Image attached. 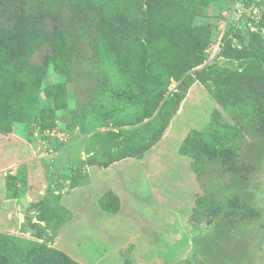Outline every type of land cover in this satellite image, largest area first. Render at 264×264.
<instances>
[{"label": "rangeland", "instance_id": "374dc122", "mask_svg": "<svg viewBox=\"0 0 264 264\" xmlns=\"http://www.w3.org/2000/svg\"><path fill=\"white\" fill-rule=\"evenodd\" d=\"M92 1L35 3L41 2L55 16L64 15L68 23L92 14ZM248 1L211 0L200 8L192 24L208 27L211 37L205 60L195 69L215 64L242 70L243 61L227 59L222 49L226 34L234 36L231 29L241 31L246 46L252 32L264 34L260 25L264 0ZM147 6V0H124L125 20L140 19ZM47 23L51 29L63 20L52 16ZM232 44L243 47L237 38ZM18 48L13 54L21 58L18 70L22 74L25 50ZM47 48L48 44L38 48L32 62L42 64ZM9 58L10 53L0 52L3 67ZM83 75L80 95L76 83L67 84L68 108L58 111L54 128L43 129L37 119L19 122L12 115L19 107L1 104L0 234L15 238L22 247L44 242L32 231L28 223L32 218L47 228V245L76 264H264V146L248 113L240 107L224 108L215 98L211 76L208 83L197 80L152 148L103 166L100 161L110 159V154L114 158L116 150L125 147L124 136L135 145L132 130L144 126L110 125L100 127L97 134L69 127L70 109L78 108L80 99L86 100L93 81ZM62 81L66 79L54 70V63L39 85H31L22 76L16 81L21 103L27 105L31 98L42 108L53 106L47 87ZM179 82L172 78L169 91ZM224 124L233 134L230 137V131H224L228 140L226 136L215 140L217 125L223 130ZM194 136L200 139L192 140ZM189 139L193 150L186 148ZM214 140V149L221 153L237 149L232 160L225 152L214 161L195 152ZM108 146L113 152L104 153ZM233 163L239 170L232 168ZM9 175L19 177L17 188ZM235 195L239 213L228 215V201ZM39 202L43 203L32 207ZM239 203L249 206L251 213H242ZM219 204L224 208L220 213L214 208Z\"/></svg>", "mask_w": 264, "mask_h": 264}, {"label": "trees", "instance_id": "16d2710c", "mask_svg": "<svg viewBox=\"0 0 264 264\" xmlns=\"http://www.w3.org/2000/svg\"><path fill=\"white\" fill-rule=\"evenodd\" d=\"M210 1L147 0L143 16L130 22L124 18V0H93L92 14L81 17L78 22L75 20L76 23L74 18L65 23L64 15H53L41 2L0 0V52L10 53L8 67L0 64V116H3L1 104L3 107H19L12 113L15 120L31 122L37 119L43 129L54 128L58 111L68 108L67 84L76 83L80 95L85 74L93 81H90L86 100L80 99L79 107L70 109L72 120L69 127L80 126L84 132L96 131L97 134L100 127L110 125L121 127L142 123L144 126L132 130L135 137L130 139L131 143L135 141V145L129 144V139L124 136L125 147L116 150L114 158L110 154V159L99 162L108 166L116 159L139 156L152 148L165 134L194 82L208 83L211 76L216 83L213 92L218 102L228 110L240 107L246 111L262 134L264 146V34L252 32L247 46L240 30L231 29L234 35L231 37L226 34L222 55L227 59H241V71L215 64L195 69L205 60L211 30L206 26H194L192 22L200 8ZM252 2L248 1L249 4ZM52 16L58 17L60 22L63 20V23H55L49 29L47 22ZM78 25H81L79 30ZM260 25H264V16ZM233 38H237L243 47L234 48ZM46 44L44 62L39 65L33 63L34 52ZM19 46L25 50L26 70L22 74L18 70L21 58L13 54ZM52 63L54 70L66 79L47 87V94L53 98L54 105L42 108L31 98L27 105H23L16 81L24 76L31 85H39ZM172 78L180 82L170 92ZM150 117L152 119L143 123ZM217 127L215 140L222 136L228 140V131L230 137L233 134L228 124L223 125V130L219 125ZM193 138L200 139L197 136ZM215 140L212 144L198 147L195 152L211 161L225 152V155L229 154L227 159L232 160L237 149L226 148L222 153L216 151L213 146ZM187 144V149L195 148L191 139ZM111 152L110 146L104 150V153ZM89 162L94 163V159H89ZM232 168L239 170L235 163ZM235 175L238 178L239 174ZM8 178L17 188L19 177L9 175ZM235 196L228 201L231 207L225 210L228 215L239 213L238 201L235 200L238 195ZM41 203L32 204V207L37 208ZM239 205L242 213H251L249 206ZM214 208L218 213L224 209L220 204ZM28 223L34 233L45 239L44 242L22 247L15 238L0 234V264H76L47 245L50 237L45 226L33 222L32 218H28Z\"/></svg>", "mask_w": 264, "mask_h": 264}]
</instances>
